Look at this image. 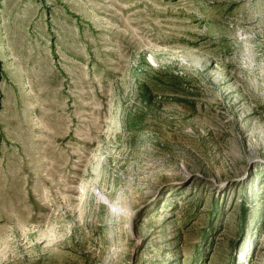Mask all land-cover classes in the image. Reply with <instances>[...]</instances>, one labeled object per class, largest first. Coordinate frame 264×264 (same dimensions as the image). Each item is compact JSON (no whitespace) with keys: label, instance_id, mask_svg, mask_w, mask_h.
I'll return each instance as SVG.
<instances>
[{"label":"rangeland","instance_id":"obj_1","mask_svg":"<svg viewBox=\"0 0 264 264\" xmlns=\"http://www.w3.org/2000/svg\"><path fill=\"white\" fill-rule=\"evenodd\" d=\"M0 264H264V0H0Z\"/></svg>","mask_w":264,"mask_h":264},{"label":"water","instance_id":"obj_2","mask_svg":"<svg viewBox=\"0 0 264 264\" xmlns=\"http://www.w3.org/2000/svg\"><path fill=\"white\" fill-rule=\"evenodd\" d=\"M104 201H106V200H104Z\"/></svg>","mask_w":264,"mask_h":264}]
</instances>
